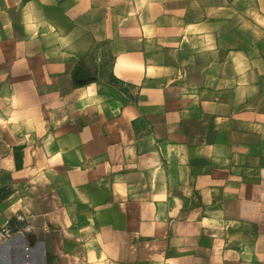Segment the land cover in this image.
Returning a JSON list of instances; mask_svg holds the SVG:
<instances>
[{
	"label": "crops",
	"instance_id": "1",
	"mask_svg": "<svg viewBox=\"0 0 264 264\" xmlns=\"http://www.w3.org/2000/svg\"><path fill=\"white\" fill-rule=\"evenodd\" d=\"M0 264H264V0H0Z\"/></svg>",
	"mask_w": 264,
	"mask_h": 264
}]
</instances>
